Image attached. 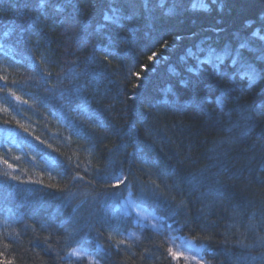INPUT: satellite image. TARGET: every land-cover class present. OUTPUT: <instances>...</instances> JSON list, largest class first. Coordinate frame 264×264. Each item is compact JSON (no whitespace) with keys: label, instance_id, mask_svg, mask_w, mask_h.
Returning a JSON list of instances; mask_svg holds the SVG:
<instances>
[{"label":"trees","instance_id":"trees-1","mask_svg":"<svg viewBox=\"0 0 264 264\" xmlns=\"http://www.w3.org/2000/svg\"><path fill=\"white\" fill-rule=\"evenodd\" d=\"M195 2L150 0L137 15L124 0H0V264H87L78 249L98 264H180L177 238L206 264H260L250 257L264 254V75L237 77L243 91L221 107L228 76L207 63L188 73L180 58L247 40L242 56L264 72V0ZM110 5L131 18L96 31ZM250 105L255 122L243 118ZM225 135L233 142L213 151ZM129 198L161 226L130 239Z\"/></svg>","mask_w":264,"mask_h":264},{"label":"snow or ice","instance_id":"snow-or-ice-1","mask_svg":"<svg viewBox=\"0 0 264 264\" xmlns=\"http://www.w3.org/2000/svg\"><path fill=\"white\" fill-rule=\"evenodd\" d=\"M66 4L70 7H75L74 4H72V0H65ZM212 3H216V0H211ZM174 3L176 5H179L180 3H182V0H174ZM44 4V0H41V6H43ZM124 4L127 8L132 9L133 10V14H139V11L142 9L144 11V13L146 14H150V0H124ZM202 4L203 7L207 8L208 4L206 2V0H202ZM199 5H197V3L195 2V0H193L192 3V7L196 8ZM172 9H169V11H171ZM110 11H111V15H109L107 12H105L104 16H103V21L105 23H101L97 25L96 31H100L103 28H106L108 26V24H112V25H120L123 21H126L128 19H130V16H126L123 14L122 8L119 6H111L110 5ZM147 18V17H146ZM66 22L68 24H72L73 23V18H66ZM22 32H26V29H21ZM5 36L7 35V33L4 34ZM253 35H258L257 33H253ZM245 48H249V44L247 42V40L242 41L238 48H236L235 50H233L230 46H225V48L221 51V52H217L216 49L209 47L208 48V53L209 55L205 58V59H201V54L204 52L203 48L198 49L197 52L193 53L190 50H186L185 54L181 56L180 60L181 63H184L186 65L185 70L188 73H199L201 70V66L204 64H209L212 66L213 70L216 72L217 75L219 76H228L229 80L232 82V84L234 85V87L229 88V87H223L221 89L220 92V96L217 97L216 99V103L219 104L221 107H223L224 103H225V96L233 91H243V88H241L240 84L237 83V77H246L248 80L249 85L255 83L257 80L262 78V75H264V72H262L261 70H258V68L255 66V64L249 62L247 59H245L242 56L241 53V49H245ZM153 57H156L157 59L159 58L157 56L156 53H153V55L151 57H149L150 60L153 59ZM188 58H193L196 61L195 66L192 65H187V59ZM257 60L260 61H264V52H262L259 56L256 57ZM225 60H230L231 61V67L233 68V71L229 72L227 69H223V65ZM173 74L175 75H179L178 72L173 71ZM182 84H186L187 81L186 80H181ZM14 95V94H13ZM63 98V97H61ZM17 100H20V97H16ZM194 103H197L196 100L193 101ZM209 102V99L207 97L204 98H200L198 100V106L200 108H204L205 104ZM26 103V101H25ZM87 100H83L81 102V109L86 108L87 106ZM165 103H168V101H165ZM255 107L250 105L247 108L243 109V112H247L249 113L247 116H244L243 118L247 121V122H255V119H257L258 117H253L251 115V113L253 111H255ZM243 114V113H242ZM7 123V122H5ZM17 123L19 124V122L17 121ZM20 128L23 129V131L27 132L28 129L25 128L22 124L19 125ZM222 131H224L225 133H231L232 132V128L231 127H223ZM39 139V138H37ZM233 142V138L229 135H225L220 141L217 142L215 148L213 149V151H215L216 148H219L221 145L223 144H231ZM50 147V146H49ZM18 159V158H17ZM4 164L7 165L9 168L13 167L11 164L8 163V161L5 159ZM13 179H19L18 177H13ZM205 179L203 174L200 175H192L190 177L191 182L193 183V185H199L203 180ZM114 187H119V184L114 185ZM216 194L220 195L222 194V187H218L216 190ZM129 206H133L132 202L129 201ZM179 206H183V202H181V205ZM236 215H239V212L235 213ZM162 219V218H161ZM153 227H155V225H153ZM254 227V225H253ZM121 243H123V241H121ZM185 243L191 247V241H185ZM236 243L242 247V248H251L252 245L250 244H245L242 240H238L236 241ZM257 245L259 246H264V237H259L257 240ZM197 252H200V249H196ZM70 255H74L79 257L81 255L80 252H72L70 253ZM193 260L196 259L195 256L192 257ZM251 261H260V264H264V254L261 255H255V256H251L250 257ZM249 261V257L245 256L239 259L238 264H248ZM202 264V262H201Z\"/></svg>","mask_w":264,"mask_h":264},{"label":"rangeland","instance_id":"rangeland-1","mask_svg":"<svg viewBox=\"0 0 264 264\" xmlns=\"http://www.w3.org/2000/svg\"><path fill=\"white\" fill-rule=\"evenodd\" d=\"M129 201L132 202L133 206H129ZM121 211L128 216H133L135 218L134 224L135 227L129 233V238L133 239L137 236L138 232L145 227L159 228L161 226V221L150 211L136 204L130 198L125 200L121 205ZM185 241H190L186 238H177L171 241V253L176 262L180 264H206L202 256V249L196 246L191 241V247H189ZM196 249H200V252H197ZM75 252H80L79 257L71 255L72 258L78 260H84L87 264H98L93 257L85 250H74ZM73 251V252H74ZM195 256L196 259L193 260L192 257Z\"/></svg>","mask_w":264,"mask_h":264}]
</instances>
